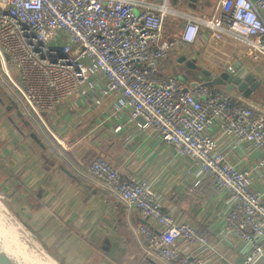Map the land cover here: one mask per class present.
<instances>
[{
	"label": "built area",
	"instance_id": "2783aa9c",
	"mask_svg": "<svg viewBox=\"0 0 264 264\" xmlns=\"http://www.w3.org/2000/svg\"><path fill=\"white\" fill-rule=\"evenodd\" d=\"M173 12L168 0H0V79L49 131L44 114L78 100L104 112L98 125L112 123L116 133L124 123L146 130L190 158L195 183L206 177L225 197L223 229L245 247L234 264H254L264 252V183L256 184L264 170V104L204 80L190 86L160 64L174 47L202 34L201 58L211 77L244 75L235 49L264 59V0H218L207 16L186 13L179 34L166 37L163 24ZM221 139L259 151L255 167H238ZM82 175L148 222L135 230L147 253L165 262L211 264L188 253L208 246L207 237L165 211L146 178H122L104 154Z\"/></svg>",
	"mask_w": 264,
	"mask_h": 264
},
{
	"label": "crops",
	"instance_id": "0c3cea01",
	"mask_svg": "<svg viewBox=\"0 0 264 264\" xmlns=\"http://www.w3.org/2000/svg\"><path fill=\"white\" fill-rule=\"evenodd\" d=\"M199 37L202 44L197 41ZM198 38L194 45L174 47L161 61V70L170 74L183 70L188 81H194L200 67L208 68L201 58L205 37L200 34ZM197 43L199 50H188ZM181 54L194 57L199 68L191 70L177 62ZM234 55L239 72L253 73L264 81L263 58L253 59L241 46L236 47ZM10 108V113L3 115L9 108L0 106L6 185L25 202V216L34 230L63 255L67 264H177L147 253L134 237L143 220L139 213L127 212L121 201L82 175L89 161L102 154L117 166L122 178H146L161 197L165 211L191 222L207 237L208 246L195 245L188 253H198L211 264L242 261L243 242L223 229L225 197L211 189L206 177H199L195 183L197 168L190 158L178 157L172 147L146 130L124 123L123 130L116 133L112 123L98 125L104 112L83 107L78 100L44 114L45 123L59 140L42 125L53 151L41 140L40 132L22 119V112ZM220 145L241 168L255 167L260 156L259 151L238 147L226 139H221ZM256 180L258 186L263 185L264 170ZM262 246L264 250V240ZM254 264H264V252Z\"/></svg>",
	"mask_w": 264,
	"mask_h": 264
},
{
	"label": "rangeland",
	"instance_id": "374dc122",
	"mask_svg": "<svg viewBox=\"0 0 264 264\" xmlns=\"http://www.w3.org/2000/svg\"><path fill=\"white\" fill-rule=\"evenodd\" d=\"M199 1H202L203 4H197V6H195L193 9L191 6L186 4V2L184 3V0H168L169 5L174 7L177 10V12H173L172 14H169L166 17L163 24V35L166 37L178 35L182 29V25L184 24V20H185L184 16L186 13H194L199 16H207L215 8V5L218 0H199ZM197 41L199 44H202V38L199 37ZM198 43L194 47H192V45L189 46L188 50L194 51L193 49L196 48L198 49L199 47ZM177 51L178 50L174 52ZM168 67L169 66L167 65L166 68L168 69ZM252 98L254 101L264 104V81H262L259 87L255 90V95ZM14 100L15 98L10 94L8 87L0 79V106L9 108L8 111H6V113L3 115L10 113V109H11L10 107H17L19 111L22 112V119H24L29 124H31V126L33 127L32 129L35 132L39 131L40 132L39 136L41 137V140L46 144L47 147L50 146L54 151L55 149L53 148V145L52 144L49 145V141L51 143V140L49 139L47 134L44 133L42 124L39 121H37L34 117H31L26 112H24L23 108H21V106L18 103H16V101ZM11 115L13 116V114ZM1 149L2 148L0 147V207L3 209V211L5 210L6 213L18 224L21 230L24 233H26L27 236H29L30 241L39 250L46 253L57 264H66L63 255L57 253L54 250V247H49L48 246L49 242L47 243V241H43L42 235L37 230H34V228L31 225V222L29 221V218L26 219L25 216L26 215L25 213H27V208L24 207L25 202L20 201L15 196L16 194L9 189L10 188L8 186L9 184L6 185L7 182L5 177H7V172L4 169L6 168V165L5 163H3L2 160L4 154ZM134 237L137 239L136 234H134ZM13 240L16 243L19 242L18 239L14 236H13ZM23 247L26 250L28 249V247L25 246ZM31 259H32L31 261H34V264H47L46 262H44L42 259L39 258L34 259L33 257H31Z\"/></svg>",
	"mask_w": 264,
	"mask_h": 264
},
{
	"label": "water",
	"instance_id": "95a60500",
	"mask_svg": "<svg viewBox=\"0 0 264 264\" xmlns=\"http://www.w3.org/2000/svg\"><path fill=\"white\" fill-rule=\"evenodd\" d=\"M177 62L183 63L185 67L191 70H197L199 67L194 57L187 58L185 54L177 57ZM180 78L188 80L186 71L179 73ZM198 80H204L209 86H221L228 91L239 92L245 98H252L255 90L262 83L253 73L229 74L225 71L217 76L211 77L210 72L204 68H199V75L194 81L189 82L190 86L197 83ZM142 223L148 224L143 219ZM18 239V243L13 240V236ZM25 244V245H24ZM28 249H24V247ZM34 259H42L48 264L54 262L46 253L39 250L31 241L29 236L24 233L18 224L0 207V264H34ZM57 264L56 262H54ZM66 263V262H65ZM67 264V263H66Z\"/></svg>",
	"mask_w": 264,
	"mask_h": 264
},
{
	"label": "trees",
	"instance_id": "16d2710c",
	"mask_svg": "<svg viewBox=\"0 0 264 264\" xmlns=\"http://www.w3.org/2000/svg\"><path fill=\"white\" fill-rule=\"evenodd\" d=\"M186 2V4H188L189 6H191L193 9L195 6H197V4H203L202 1L199 0H184V3ZM188 81V80H187ZM186 81V82H187ZM208 185L211 187L212 189V184L210 181H207ZM108 193V192H107ZM110 194V193H109ZM112 195V194H111Z\"/></svg>",
	"mask_w": 264,
	"mask_h": 264
},
{
	"label": "bare ground",
	"instance_id": "6f19581e",
	"mask_svg": "<svg viewBox=\"0 0 264 264\" xmlns=\"http://www.w3.org/2000/svg\"><path fill=\"white\" fill-rule=\"evenodd\" d=\"M48 264H51V263H49V262H48ZM52 264H55V263H54V262H52Z\"/></svg>",
	"mask_w": 264,
	"mask_h": 264
}]
</instances>
